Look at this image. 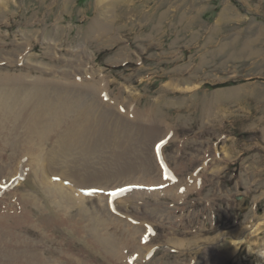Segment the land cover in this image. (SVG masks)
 <instances>
[{"label":"rangeland","instance_id":"rangeland-1","mask_svg":"<svg viewBox=\"0 0 264 264\" xmlns=\"http://www.w3.org/2000/svg\"><path fill=\"white\" fill-rule=\"evenodd\" d=\"M0 4V48L17 61L3 60L4 74L77 79L124 117L157 126L149 156L161 183L105 191L145 192L123 206L157 236L145 264H264V0ZM27 54L35 59L19 63ZM27 158L1 199L22 184L35 189Z\"/></svg>","mask_w":264,"mask_h":264},{"label":"bare ground","instance_id":"bare-ground-1","mask_svg":"<svg viewBox=\"0 0 264 264\" xmlns=\"http://www.w3.org/2000/svg\"><path fill=\"white\" fill-rule=\"evenodd\" d=\"M11 53L0 48V55L5 54L0 56V195L20 173L23 156L28 157L31 184L36 187H12L0 198V264H145L157 236L150 233V223L139 222L123 207L124 201L138 200L145 192H121L131 194L123 198L105 191L161 183L163 173L161 177L159 164L155 167L149 156L157 126H146L138 116L124 117L98 95L99 89L77 79L68 85L60 78L53 79L55 83L31 74H4L9 66L2 61L11 65L15 59ZM33 57L27 54L17 60L25 64ZM81 189L85 191L80 193ZM55 231H62L64 239Z\"/></svg>","mask_w":264,"mask_h":264},{"label":"snow or ice","instance_id":"snow-or-ice-1","mask_svg":"<svg viewBox=\"0 0 264 264\" xmlns=\"http://www.w3.org/2000/svg\"><path fill=\"white\" fill-rule=\"evenodd\" d=\"M157 152L159 153V146H158V148H157ZM161 166H162L163 169H164V176H165V178H166V179H169V180H175V177L172 176V174L168 171L167 166L164 165V163H163V159H162V158H161ZM110 195H114V193H112V194H110Z\"/></svg>","mask_w":264,"mask_h":264}]
</instances>
